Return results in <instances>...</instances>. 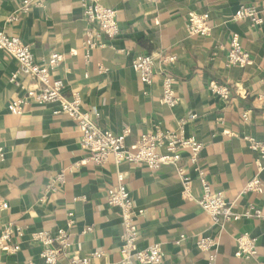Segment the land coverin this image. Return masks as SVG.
<instances>
[{"label":"crops","instance_id":"obj_1","mask_svg":"<svg viewBox=\"0 0 264 264\" xmlns=\"http://www.w3.org/2000/svg\"><path fill=\"white\" fill-rule=\"evenodd\" d=\"M22 1L0 0V31L31 45L38 63L53 53L62 56L53 78L63 81L68 100L81 97L94 123L113 134L128 130L127 147L135 151L142 135L155 129L174 131L181 118L187 119L186 135L203 145L200 164L213 191L222 192L235 212L251 203L264 209V193H244L255 176L264 189V170H258L264 163L246 140L251 136L264 141V22L253 27L247 19L231 18L245 5L257 7L264 18V0H101L116 10L121 31L111 40L98 34L104 46L91 51L88 59L83 43L93 28L84 19L82 0H32L33 8L26 13ZM195 13L209 15V37L188 34V18ZM233 33L251 55L247 66L227 67ZM137 54L155 59L157 75L146 96L147 88L131 68ZM167 56L177 60L165 63ZM17 67L14 58L0 51V146L7 154L0 162V201L8 204L0 210V233L6 224L26 231L22 250L13 256L0 252V264H43L41 246L32 234L65 228L71 246L60 264L100 251L104 256L99 264H121L124 224L119 208L107 203L108 190L118 185L120 174L138 213V247L161 245L163 264H207V255L196 246L203 236L218 242L215 264H264V221L213 224L196 202L202 194L196 177L191 184L194 200H186L171 167L154 172L135 163L117 165L113 158L101 167L85 163L81 129L68 116L57 115L54 104H28L22 115L11 114L8 105L23 95L9 83ZM163 67L175 79V109L161 104ZM213 82L230 88L228 103L212 94ZM64 171V186L40 202L47 184ZM70 212L75 215L71 228ZM242 233L259 240L258 256L252 260L234 255L236 237Z\"/></svg>","mask_w":264,"mask_h":264},{"label":"built area","instance_id":"obj_2","mask_svg":"<svg viewBox=\"0 0 264 264\" xmlns=\"http://www.w3.org/2000/svg\"><path fill=\"white\" fill-rule=\"evenodd\" d=\"M157 2L159 0H149ZM34 5L32 0L22 1V11L29 12ZM84 19L93 30L88 32V38L83 43L85 56L88 59L89 54L96 47H103L104 44L98 41L97 35L102 34L107 39H115L120 34V24L117 21V12L113 8H107L102 5L101 0H82ZM233 21L249 20L253 27H259L263 24L264 18L261 16L258 8L252 5L240 7L231 17ZM16 20V17H12ZM187 32L190 36L209 37L212 28L209 25V15L191 14L189 16ZM0 51L5 52L17 62V69L11 73L9 83L16 89L23 92L21 97L11 101L7 109L11 114L22 115L25 106L34 104L45 106L54 104L58 107L57 115L68 116L82 131L80 146L85 153L84 162L96 167L103 166L113 158L117 165L122 163H135L145 166L147 169L157 172L162 168L171 167L176 172L181 187L182 196L186 200H194L191 184L194 177L200 181L202 194L196 199L204 212H206L211 222L215 225L231 223L234 221L258 220L264 221V209L255 204L249 205L241 213L233 211V204L228 202L222 192H214L204 171L201 162L202 143L194 137L186 135L187 119L181 118L178 128L174 131H162L155 129L142 135L136 144L135 151H130L127 147V137L129 131L124 130L121 134H113L104 130L94 123L88 112L84 110L81 97L76 96L73 100H68L64 94V83L53 78L52 71L57 68L63 59L57 53L49 56L44 63H38L33 54L32 46L25 44L19 38L8 36L0 31ZM227 67L247 66L251 62V55L246 52L241 44L240 36L236 33L231 34L228 46ZM176 57L167 56L165 63L172 64ZM131 68L138 75L141 83L145 86L144 95H148V89L154 84L157 75L155 71V59L152 55L137 54L131 62ZM101 71L106 73V69L101 67ZM162 76L161 88H163L161 104L167 105L170 109H175L179 104V99L175 91V79L163 67L160 70ZM24 80H29L25 84ZM213 95L217 96L223 103H228L231 98V91L228 86L213 82L209 85ZM98 116V114H97ZM192 116L191 119H195ZM246 119V114L243 115ZM250 148L259 154L260 162L264 163V141H258L249 136L246 138ZM6 151L0 146V162L6 161ZM188 161V165L183 163ZM258 170H264V164H259ZM66 174L60 172L47 184L44 189V196L40 202H44L50 193H58L61 187L66 183ZM118 185L108 190V206L119 208L124 231L120 236L122 245L119 253L121 264H163L165 259L164 252L159 244H152L143 249L138 247L139 230L135 221L138 213L134 207V201L130 191L124 184V176L118 177ZM263 194L264 189L259 176H255L246 185L244 193ZM8 209V204L0 201V210ZM74 213H69L68 227L74 224ZM91 229H87L85 232ZM25 229L19 225L6 224L0 233V252L8 255H15L22 250V240L25 237ZM185 234L180 236V241H184ZM33 242L41 246L40 258L43 264H60V256L69 255V230L59 229L56 232L41 231L32 234ZM258 238L242 233L236 237V249L234 255L242 260H252L258 256ZM199 252L208 257L207 264H215L218 242L210 236H203L196 242ZM104 256V252H93L88 257H71L66 264H99Z\"/></svg>","mask_w":264,"mask_h":264}]
</instances>
